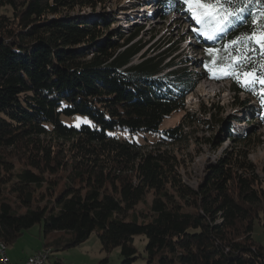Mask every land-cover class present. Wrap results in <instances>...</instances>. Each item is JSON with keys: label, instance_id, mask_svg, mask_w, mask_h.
Listing matches in <instances>:
<instances>
[{"label": "trees", "instance_id": "trees-1", "mask_svg": "<svg viewBox=\"0 0 264 264\" xmlns=\"http://www.w3.org/2000/svg\"><path fill=\"white\" fill-rule=\"evenodd\" d=\"M105 1L0 0V150L21 144L35 172L16 171L0 194V241L11 246L38 225L44 239L68 237L57 251L96 231L102 252L120 249V264H264V249L252 238L254 224L264 226V181L248 161L258 137L221 127L210 144L228 139L229 147L196 188L181 180L177 159L187 140L183 126L195 120L185 112V98L201 79L227 82L237 100L245 94L239 104L255 102L264 124L259 94L230 76L209 78L204 67L211 59L205 48L245 33L251 17L214 45L197 35L194 73L155 57L133 64L140 49L126 45L137 34L118 44L123 36L101 7ZM159 2L169 10L183 7ZM259 7L254 3L252 11ZM176 112L184 113L179 124L159 133ZM47 138L66 144L69 164L61 188L52 185L40 205L35 195L45 181L38 167L63 166L41 144ZM148 194V216L140 220L132 212ZM135 237L146 239L143 255Z\"/></svg>", "mask_w": 264, "mask_h": 264}, {"label": "rangeland", "instance_id": "rangeland-1", "mask_svg": "<svg viewBox=\"0 0 264 264\" xmlns=\"http://www.w3.org/2000/svg\"><path fill=\"white\" fill-rule=\"evenodd\" d=\"M105 11L114 15L113 29L122 34V40L118 44H124L133 34H137L126 46H135L140 49L132 63H139L142 58L155 57L163 64H171L186 67L189 72H198V62L201 50L196 40L197 34L191 31L195 27L186 11L169 10L160 6L159 0H106L101 6ZM77 11L72 15H77ZM125 48V47H124ZM175 69L174 67L170 70ZM235 95L229 90L226 82H215L210 79H201L193 92L185 98V112L195 116L193 124L183 126L187 140L178 147L177 159L179 162V175L181 180L191 188H196L205 177L206 171L214 165L229 147L228 139H225L220 147H214L211 141L222 135L221 127H230L236 135H253L258 137L259 144L250 152L248 161L254 167L255 172L264 181V124L254 113L257 104L240 105L238 101L246 100V95ZM183 112H176L164 119L158 128V132L177 126L183 116ZM215 115V118H213ZM222 120V126L219 124ZM66 124L69 121H64ZM154 138H157L155 135ZM42 145L48 149L51 159H56L61 166L51 165V169L40 166L37 174L45 182L36 193V202L40 205L52 191V185L60 189L63 183L64 172L68 162L67 146L62 141L49 138L41 140ZM33 156L27 150L18 145L14 149L0 150V194L7 189V181L11 175L19 170H29ZM41 161L42 155L36 157ZM35 173V172H34ZM4 200V198H3ZM152 195L148 194L142 203L138 204L132 212L140 220L148 216V209ZM14 201V196L10 197ZM68 237L61 234H52L43 238L42 228L38 225L25 231L17 241L7 246V256L12 264H23L37 252L48 253V264L58 261L59 264H120V249L116 248L109 254L101 251V245L94 231L89 238L77 247L55 250V245H64ZM252 238L264 249V226L255 223L252 230ZM45 243V245H44ZM146 239L135 237L133 245L137 254L143 255ZM139 261L137 264H143Z\"/></svg>", "mask_w": 264, "mask_h": 264}, {"label": "snow or ice", "instance_id": "snow-or-ice-1", "mask_svg": "<svg viewBox=\"0 0 264 264\" xmlns=\"http://www.w3.org/2000/svg\"><path fill=\"white\" fill-rule=\"evenodd\" d=\"M177 3L195 22L196 27L191 31L213 45L224 39L238 23L251 17L245 33L234 36L221 48H205L211 59L204 67L211 73L209 78L230 76L245 90L259 94L264 106V0H177ZM254 3L260 6L255 12L252 11ZM229 57L225 64L223 61Z\"/></svg>", "mask_w": 264, "mask_h": 264}, {"label": "built area", "instance_id": "built-area-1", "mask_svg": "<svg viewBox=\"0 0 264 264\" xmlns=\"http://www.w3.org/2000/svg\"><path fill=\"white\" fill-rule=\"evenodd\" d=\"M49 256L45 253L35 254L33 257H30L23 264H47ZM0 264H12L9 257L2 254L0 247Z\"/></svg>", "mask_w": 264, "mask_h": 264}, {"label": "bare ground", "instance_id": "bare-ground-1", "mask_svg": "<svg viewBox=\"0 0 264 264\" xmlns=\"http://www.w3.org/2000/svg\"><path fill=\"white\" fill-rule=\"evenodd\" d=\"M227 83V82H226ZM239 95H243V94H239ZM234 132V131H233ZM0 247H1V251H2V254L3 255H5V256H7L6 254H7V247H6V245L4 244V243H2L1 241H0ZM46 254H48V253H46Z\"/></svg>", "mask_w": 264, "mask_h": 264}, {"label": "water", "instance_id": "water-1", "mask_svg": "<svg viewBox=\"0 0 264 264\" xmlns=\"http://www.w3.org/2000/svg\"><path fill=\"white\" fill-rule=\"evenodd\" d=\"M48 264V263H47Z\"/></svg>", "mask_w": 264, "mask_h": 264}]
</instances>
